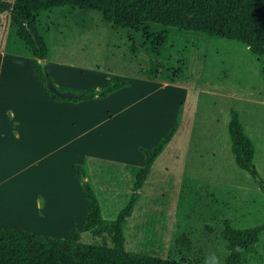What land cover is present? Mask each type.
Here are the masks:
<instances>
[{
  "label": "rangeland",
  "instance_id": "obj_1",
  "mask_svg": "<svg viewBox=\"0 0 264 264\" xmlns=\"http://www.w3.org/2000/svg\"><path fill=\"white\" fill-rule=\"evenodd\" d=\"M36 19L38 33L49 48L48 59L51 62L60 58L59 49L76 50L82 56L84 42L81 33L89 25L92 28L103 26L108 33L123 39L126 35H141L144 40L141 47V38H131L133 52L111 53L119 61H124L125 55L132 56L128 63H131V74L136 80L129 88L115 93L96 107L101 116L108 113L113 118L101 122L92 131V140L102 138L94 141L92 152L113 157L122 154L141 161L132 149V142L148 149L176 118L179 124L167 152L163 157L160 155L164 151L158 156L156 164L165 166L157 167L151 173L127 222L126 232L123 230L127 236L125 250L131 254L160 258H185L199 264H225L229 243L223 221L230 220L236 229L264 225V191L250 173L235 164L227 131L230 108H234L239 113L245 133L254 143L253 163L264 180V58L252 54L238 41L147 22L138 27H114L102 21L96 11L85 12L76 7H53L38 14ZM19 41L8 14H1L0 52L4 54L1 82L23 83L26 90L32 92L33 81L27 70L28 65L32 66V60ZM123 41L129 44L126 39L120 42L123 44ZM144 45L149 46V51H145ZM152 47L155 51H150ZM90 49L91 52L102 51L94 44ZM79 55L70 60L87 66L93 65L98 56L91 53L85 59ZM156 56L162 65L161 81H155L151 74ZM47 71L51 76L48 68ZM163 82L170 84L166 87L159 84ZM15 88H9L8 96L9 103L15 105L17 112L22 95L21 90ZM25 106L24 103L23 111L26 112ZM38 107L42 110V105L38 104ZM6 114L9 118V112ZM24 115L32 116L31 113ZM28 119L30 127L27 132L35 134L36 122ZM56 128L59 133L54 139L58 138L61 145L58 152L60 164H31L27 170L31 176L24 177L22 172L14 183L0 184L1 199L5 201L0 203V211L7 212L14 206L17 217H23L25 223L38 227L35 211L40 209L35 204L40 206L45 196L35 194L33 200L31 193L39 187H46L53 198L49 202L54 203L57 211L49 212V215H56L53 218H40L44 220L38 223L40 226L46 227L51 219L54 221L50 225L58 231L59 237L70 235L67 227H72L78 231L80 242L111 247L108 232L95 234L84 229V217L80 218L81 206L77 208L76 204L74 210L72 202L67 204L65 200L69 205L66 209L61 204L63 185L57 181L64 177L66 160L75 158L72 156L75 145L70 141L71 135L66 138L72 130L68 121H62L58 127L54 126ZM116 131H122L125 151L120 143L115 144ZM28 153L31 152L27 149L23 157ZM83 159L88 161L86 155ZM114 167L118 168L116 164ZM127 188L128 181L122 182L113 202L112 199L104 200L102 210L105 215L112 212L111 207L114 209L122 202ZM98 200L102 202L103 197L99 195ZM236 264H264V230L256 241L244 247Z\"/></svg>",
  "mask_w": 264,
  "mask_h": 264
},
{
  "label": "trees",
  "instance_id": "obj_2",
  "mask_svg": "<svg viewBox=\"0 0 264 264\" xmlns=\"http://www.w3.org/2000/svg\"><path fill=\"white\" fill-rule=\"evenodd\" d=\"M64 5L96 11L105 22L120 28L147 22L180 31L204 33L209 37L238 41L252 54L264 58V0H0V15L7 13L10 21L16 26L17 37L31 49L35 76L56 100L79 102L103 98L130 85L128 79L112 78L100 87H60L53 82L45 64L48 77L59 91H69L80 96L61 98L48 88L39 63V60L46 57L47 46L38 33L35 13ZM152 49L154 50V47L150 51ZM1 60L0 52V65ZM161 69L160 58L156 56L155 63L151 66L154 80L163 79ZM178 124L176 118L152 148L139 146V150L145 155L143 166L136 174L127 203L112 220L102 218L99 200L85 180L83 168L79 164H73V173L81 181L83 195L88 200L84 229L95 234L108 232L111 236V247L80 242L78 231L74 228L67 238H59L29 232L18 226H0V264H198L185 258L131 254L124 247L123 220L131 213L153 161L171 140ZM227 131L235 164L250 173L264 191V180L253 163L254 143L245 133L239 113L234 108H230ZM16 215L14 206L7 212L0 211V218L8 217V221L15 219ZM223 225L229 243L225 264H236L244 247L256 241L264 230V225L236 229L228 219L223 221Z\"/></svg>",
  "mask_w": 264,
  "mask_h": 264
},
{
  "label": "crops",
  "instance_id": "obj_3",
  "mask_svg": "<svg viewBox=\"0 0 264 264\" xmlns=\"http://www.w3.org/2000/svg\"><path fill=\"white\" fill-rule=\"evenodd\" d=\"M58 7L64 9H74L76 6L64 5ZM49 10L50 8L45 10H40L35 13V23L37 30H38V22L36 19L37 15L41 14L43 11L48 12ZM83 10L85 12L93 11L86 9ZM46 15L49 16V14ZM46 15H44V17ZM49 19L50 18L48 17L47 20ZM102 21L104 20L102 19ZM10 25L16 34V26L13 24L12 21H10ZM95 27L96 28H92V25H89L82 29L83 31L81 33L82 36L81 40L84 42V44L81 47L82 56L79 55L78 54L79 52L76 50L70 51L65 49H59L58 56L60 58L56 62L55 61L51 62L48 59L49 48H47V54L44 59V62L54 80L53 82L55 83V85L60 87L84 89V88L103 86L112 78H123L130 80L129 86L122 88L110 94L107 97L88 99L79 102L53 99L49 95V93L45 90L40 80L35 76L31 64L28 65L27 70L31 75L33 81L31 86H33V88H32V92H28L25 86H23V83L19 85L18 83H12L10 81L1 82V78H2L1 73H2L3 64L0 65L1 68L0 83H2V86L0 84V116H1L0 184L4 186L8 183L11 184L14 183L15 179L19 177L20 173L22 172L24 173L23 174L24 177L30 175L27 173V170L29 169L31 164H36V165L60 164V154H58V152H59V147L61 145L58 138L54 139L55 136L56 137L58 136L59 132L57 128L54 129V126L58 127L59 125H61L62 121L66 120L69 122L70 127L72 129L71 133L68 134L66 138L68 136L70 137L71 135L70 141L72 142L73 146L75 145V147H73L75 152L72 156L75 158L72 157L73 159L66 160L67 164L64 165L65 168L64 177L58 180L57 182L58 184L63 185L62 191L60 193V197L63 200L61 204H63V206L66 209V206L69 208V205L67 204L69 202H72L74 205V210L76 204H77V208L81 206L82 209L80 210L81 212L80 218H82L83 216L84 221L88 206V200L83 195L81 181L73 173L72 170L73 164H79L83 168L85 174V180L89 183L96 196L98 198L99 195L103 197V201L99 202L101 206V214L103 218L113 219L116 217L119 210L122 207H124L125 204L127 203L130 194L132 192V187L135 182L136 174L139 171V169L143 166L145 160V155H144V160L142 159L143 153L139 150L140 144L138 142H132L131 145H132V149L136 152L137 155H139L138 157L141 158V161H137V160L135 161L134 159H129L128 157H124V155L122 154L113 157V155L111 156V155H104V153L92 152L91 148L94 141L98 142L102 139L101 137H98L92 140V135H91L92 131L94 129H97L98 127L97 125H99L101 122H104L105 120H112L113 118V116H108V113L106 114L108 117L101 116L102 114H100L99 111H97L99 109L96 110V107L100 106L101 104L106 102L109 98L113 97L112 95H114L115 93L129 88L136 80L135 77H132L131 74V69H130L131 63L130 64L128 63L130 59H132V56L127 57L125 55L126 59H124V61H119L117 60V58L112 57L111 53L116 51L124 52L126 50L133 52V47L132 44L130 43L131 41L133 43V39H131L132 37L134 38L138 37L137 39L141 38L139 45L140 47L144 43V40H142L141 35L131 34L132 36L130 35L125 36V39L129 44H126L125 41H123L124 43L122 44L120 41L125 40L122 38V36H117L114 33H108L107 31H105V28H103V26L99 25ZM106 32L111 36H108ZM61 39L62 38H60V40ZM109 41L111 42L108 43ZM21 42L22 41L20 40L19 43L21 44ZM22 44H24L23 47L26 48V53H28L29 57L32 60L33 55L31 49L27 45H25L24 42H22ZM92 44L97 46V48H102V51L91 52L90 47L92 46ZM148 47H149L148 45L146 46L144 45L145 51H149ZM91 53H96V55L99 56L98 57L95 55L97 59L95 58L93 65L90 66L81 65L79 63H75V61L70 60L76 57V55H79L87 59L86 56ZM3 57L4 54H2V58ZM62 57L66 58L67 60L61 59ZM159 84L166 87V85L170 83L163 82L162 84L161 83ZM11 87L12 88L16 87L15 90L17 91L21 90L22 101H21V106H18L17 112L15 105L9 103L10 98L8 94L10 92L8 90ZM24 95L26 97H23ZM24 103L26 104L25 106L26 112L23 111ZM38 104L42 105V110H40ZM7 112H9V118L6 114ZM24 113H31L32 116L27 117L26 115H24ZM24 117H26V119H24ZM28 118H32L36 122L37 130L35 134L29 135V131L27 132V129L30 127L29 125L30 121ZM167 129L165 130V132L167 131ZM121 133L122 131L121 132L116 131V135L114 136L116 137L115 144L117 146V144L120 143L121 149L125 151L126 148L123 146L124 139ZM173 137L171 138V140H174ZM156 141L151 145L150 148L154 146ZM170 141L167 143V147L165 146L166 149L165 148L163 149L164 152L162 151L163 154L160 155V157H163L165 152H167V149L172 143ZM87 148L89 149V151H87ZM27 149L28 152L31 153H28L26 157H23V155L26 154ZM85 155L88 161L83 159ZM157 158L153 161L150 170L148 172L147 178L145 179V181L141 186V189L139 191L140 196L142 193V189L146 185V182L148 181V178L150 177L151 173L154 170H157L158 169L157 167L163 168L165 166L163 164H156L157 161H159V158L158 159ZM114 164H116L118 168L114 167ZM126 181H128V188L123 196L122 202L119 203V205H117L114 209L111 207L112 212L109 215H105L102 210V206H103L102 204L104 200L112 199L111 202H113V200L115 199V195L117 196L118 194L119 191L118 188L120 184ZM35 194H43L45 196V199L43 200L42 204H40V206L38 203L35 204V207L38 210L40 209L38 212L35 211L37 218L36 226L38 227L28 225L27 223H25V221H23L24 220L23 217L22 218L16 217L17 219L16 218L11 219L10 221H8V217H4L3 219L0 218V226H5V227L18 226L29 232L39 233L43 235L45 234L53 237H59L60 235H58V231L52 228V226L50 225L51 223H53L52 221L54 220L50 219V221H48L50 224L46 223L47 224L46 227H42L40 226V224H38L40 223V221H44L41 220L43 217L44 219L46 218L47 220L49 216H52L51 218L56 216V215H49V212L51 210L57 211L56 207L55 206L53 207L54 203L49 202V200L51 199V193L46 187H39L33 191V194L31 193V198L33 200H35L34 197ZM1 198H3L2 195H0V203L5 202ZM52 200L53 198L51 199V201ZM65 200L67 201V204ZM136 206H137V202H135L131 213L128 216H126L123 220L124 233L126 232L127 229L126 228L127 222L131 218L134 210L136 209ZM67 229L68 230L70 229L71 231L72 227L69 228L67 227ZM68 236L64 235V237H59V238H67ZM126 241H127V236L124 235V243Z\"/></svg>",
  "mask_w": 264,
  "mask_h": 264
},
{
  "label": "water",
  "instance_id": "obj_4",
  "mask_svg": "<svg viewBox=\"0 0 264 264\" xmlns=\"http://www.w3.org/2000/svg\"><path fill=\"white\" fill-rule=\"evenodd\" d=\"M39 63L41 64V69L46 81V84L48 88L56 95L60 96L61 98H72V97H79L80 94H75L69 91H59L51 82L50 78L47 75V72L45 70V62L44 60H39Z\"/></svg>",
  "mask_w": 264,
  "mask_h": 264
}]
</instances>
